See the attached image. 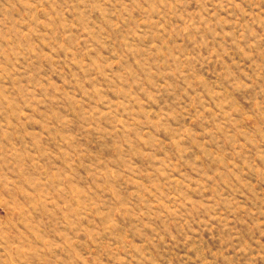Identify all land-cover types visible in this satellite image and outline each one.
Segmentation results:
<instances>
[{
	"label": "rangeland",
	"instance_id": "rangeland-1",
	"mask_svg": "<svg viewBox=\"0 0 264 264\" xmlns=\"http://www.w3.org/2000/svg\"><path fill=\"white\" fill-rule=\"evenodd\" d=\"M0 264H264V0H0Z\"/></svg>",
	"mask_w": 264,
	"mask_h": 264
}]
</instances>
